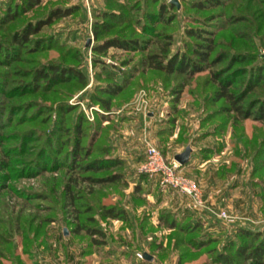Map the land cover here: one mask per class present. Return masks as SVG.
Segmentation results:
<instances>
[{
  "label": "rangeland",
  "instance_id": "374dc122",
  "mask_svg": "<svg viewBox=\"0 0 264 264\" xmlns=\"http://www.w3.org/2000/svg\"><path fill=\"white\" fill-rule=\"evenodd\" d=\"M7 1L0 0V7ZM104 1L85 0L83 12L43 30V35H61V41L65 43L62 51L55 47L25 55L29 60L14 66L33 68L51 61L78 65L87 77L86 86L70 83L51 93L40 91L33 96L13 99L0 94V107L25 106L29 101L55 107L56 103L65 101L77 107L75 113L81 111L87 122L94 126L98 118L109 119L110 122L98 126L102 135L97 144L112 147L110 155L118 156L124 164L93 176L121 173L122 180L114 184H92L84 182L83 176L72 174L78 177L76 185L72 184L77 198L75 205L70 207L63 191L69 177L64 168L41 171L33 176L19 175L7 181L0 192V264H214L211 258L220 249L225 236H230L237 226H264V123L238 120L234 114L223 112V101L212 103L208 100L206 97L215 85L205 82L207 74L196 75L192 80H185L183 76L169 78L148 71L140 62L144 54L115 49L108 50L98 59L119 73L130 74V86L121 96L112 99L108 112L98 104H92L90 95L94 87L106 79L95 65L93 58L97 56L90 47L116 35L145 38L139 27L131 22L129 26L125 22H115L98 41L94 40L93 15L106 8ZM171 1L159 0V3L168 5ZM195 1L203 0H176V5L173 4L176 10L167 12L173 15L170 23L164 27L154 25L155 31L172 34L174 48H182L187 27L208 25L219 43L217 51H223L227 56L214 69H230L228 74L238 75L231 89H242L254 68L262 65L264 69V0H221L220 6L203 11L191 8ZM50 3L69 5L78 2L50 0ZM118 3L123 4L125 0ZM33 15L31 12L26 18L31 19ZM15 26L0 28V41ZM155 47L153 40L151 49ZM11 67H1L0 72L16 77L13 71L20 68L14 70ZM234 71H238L237 74ZM16 79L21 80L20 77ZM180 81L184 84H181L179 100L174 103L173 91L179 89ZM261 83L247 101L264 100V84ZM59 89L61 93H57ZM141 91L149 106L137 112L132 107ZM4 112L1 119L6 122L7 111ZM26 112L23 115L29 116L33 110ZM17 117L5 124L10 127L3 130L4 133L19 136L35 129L40 139L42 132L39 134L38 131L48 133L57 114L51 112L41 122L32 118L24 123V119ZM74 117L75 114L69 116L68 123ZM145 140L158 149L167 165L177 163L175 154L182 153L186 147L191 148L187 166L183 169L177 163L178 171L198 185L201 202L164 187L158 176L140 171L145 160ZM87 141L88 138L84 143ZM18 143L19 140L14 139L2 142L0 159L4 158V149L18 148ZM42 146L43 139L29 142L20 159L31 162ZM190 160L192 165L188 166ZM102 204L124 207L127 219L99 215L98 206ZM88 206H92V213L87 212ZM221 210L232 221L218 217L216 214ZM188 212L199 218L203 230L186 226L190 219L185 215ZM175 216L176 225L169 227ZM92 226L104 233L103 237L94 240L102 239L104 243L94 244L87 230ZM204 231L208 235L203 239L215 240L208 239L211 236H218V239L208 241L205 247H193L191 244ZM144 253L152 259H145Z\"/></svg>",
  "mask_w": 264,
  "mask_h": 264
},
{
  "label": "trees",
  "instance_id": "16d2710c",
  "mask_svg": "<svg viewBox=\"0 0 264 264\" xmlns=\"http://www.w3.org/2000/svg\"><path fill=\"white\" fill-rule=\"evenodd\" d=\"M118 2L120 0H105L106 8L99 9L93 15L94 21L91 31L94 40L98 41L104 33L111 29L115 22H118L117 24L125 22V25L128 26L131 22L133 26L139 27L141 36L145 38L131 36V34L129 36L116 35L90 47L97 56L93 58V61L102 73L101 75L106 79L104 83H99L94 87L90 95L92 104H98L108 112L111 108L112 99L121 96L130 86L132 80L130 74L119 73L115 68L107 67L101 59H98V57L105 55L108 50L115 49L144 54L140 62L145 65L148 71L169 78L183 76L185 80H192L196 75L207 74L205 82L215 85L213 91L206 97L208 100L212 103L223 101L221 107L223 112L234 114L238 120L252 119L264 123V100L247 101L250 93L264 79L262 65L249 73V79L242 89L233 91L231 88L238 75L228 74L230 69L226 71L214 69L216 65L224 62L227 56L223 51H217L219 43L215 41L214 32L207 27L208 25L204 24L197 28L187 27L184 32L185 39L182 48H174L175 42L172 34L154 29V25L164 27L170 23L169 20L173 15H169L167 12L168 10H176L173 4L166 5L163 2L159 3V0H125L123 4ZM220 2L221 0L195 1L191 3V8L203 11L207 8L220 6ZM152 6L155 9H152ZM83 11L82 3L53 5L50 0H8L0 7V28H7L11 24L17 26L4 40L0 41V68L11 66L14 70L20 68L14 66L26 63L29 59L25 58V55L36 54L55 47L62 51L65 43L61 41V35H43V30L51 27L57 21ZM31 12L34 14L33 17L27 19L26 16ZM40 13L43 14L40 15ZM153 40H155L156 47L151 49ZM68 53L69 51L65 52L66 55ZM73 60L76 61V57H73ZM13 72L16 77H12L13 74L7 76V73L0 72V94H5L11 99L33 96L40 91L51 93L57 90V87L70 83L85 87L87 82L85 73L79 69L78 65H67L55 61L43 65L38 64L33 68L16 69ZM237 72L234 71L235 74ZM17 77H20L21 80L16 79ZM181 84L184 83L180 81L179 89L173 91V96H176L174 103L179 100V92L182 90L180 89ZM58 92L61 93L60 89ZM25 104V106L17 105L8 109H1L0 107V146L2 142H8L12 139L19 140L18 148L8 147L3 150L4 158L0 159V192L4 190L6 182L16 176H33L41 171H56L64 168L69 172V177L63 191L70 207V205L73 206L77 198L72 184L76 185L78 177H73L72 174L81 175L84 182L92 184H114L122 180L121 173H109L103 177L93 176L102 171L119 168L124 164V161L118 156L110 155L112 147L97 144V140L102 135L98 126L104 122H110L109 119L98 118V123L94 126L87 122L81 111L75 113L77 107H73L65 101L56 103L55 107L54 105H41L36 101H29ZM30 110L33 112L29 116L23 115L25 111L29 112ZM4 111H7L6 122L1 119V116H5ZM51 112H56L57 118L49 132L38 131L39 134L42 132L40 139H43L44 146L39 149L31 162H24L20 156L26 153L28 143L40 141V139L37 137L35 129L19 136L4 133L3 130L10 127L5 124L9 121L12 122L15 116H19L17 117L18 120L24 119V123L32 118L41 122ZM73 114L75 117L68 123L69 116ZM86 138L88 141L85 144ZM15 165L22 167L16 168ZM92 209V206H88L87 212L92 213ZM98 212L105 218L121 220H126L128 215L124 207L116 204H102L98 206ZM185 215L190 217L186 226L192 225L191 228L195 230L202 227L199 218H194L192 213L188 212ZM175 223L176 216L172 217L168 226L174 227ZM87 230L93 238L94 244L104 243L102 239L94 240L95 237H103L102 230L95 226ZM205 235L208 234L205 231L202 232L200 238L194 240L195 242L192 241L191 245L201 248L205 247L208 241L218 239V236L208 237V239L214 238L215 240L203 239ZM182 254L185 252L183 251ZM210 261L214 264H264V226L262 228L237 226L230 236H225L220 249L215 252Z\"/></svg>",
  "mask_w": 264,
  "mask_h": 264
},
{
  "label": "built area",
  "instance_id": "2783aa9c",
  "mask_svg": "<svg viewBox=\"0 0 264 264\" xmlns=\"http://www.w3.org/2000/svg\"><path fill=\"white\" fill-rule=\"evenodd\" d=\"M134 104L135 106L132 108L137 112H140L149 106V103L146 100V95L143 91L137 95ZM144 145L145 160L140 167V171L145 174L158 176L161 185L164 187L186 194L195 202H201L198 185L194 181L186 179L179 174V165L175 162L171 165H167L162 154L151 142L145 140ZM216 215L225 220L232 221L230 216L224 210L219 211Z\"/></svg>",
  "mask_w": 264,
  "mask_h": 264
},
{
  "label": "water",
  "instance_id": "95a60500",
  "mask_svg": "<svg viewBox=\"0 0 264 264\" xmlns=\"http://www.w3.org/2000/svg\"><path fill=\"white\" fill-rule=\"evenodd\" d=\"M172 4L176 5V0H172L171 1ZM89 43V41L87 42V44ZM191 155V148L190 147H186V149L180 153V154H177L175 157H174V160L180 165V166H184L188 160H189V157ZM67 232L65 231V234ZM143 257L147 260H151L152 259V256L147 254V253H144Z\"/></svg>",
  "mask_w": 264,
  "mask_h": 264
},
{
  "label": "crops",
  "instance_id": "0c3cea01",
  "mask_svg": "<svg viewBox=\"0 0 264 264\" xmlns=\"http://www.w3.org/2000/svg\"><path fill=\"white\" fill-rule=\"evenodd\" d=\"M84 1H85V0H79V1L77 0L78 3H84ZM97 1H98V0H97ZM174 156H176V154H175ZM185 165H186V164H185ZM185 165H184V166H185ZM191 165H192V162H191V160H190L188 166H191ZM184 166H183V169H184ZM186 166H187V165H186Z\"/></svg>",
  "mask_w": 264,
  "mask_h": 264
}]
</instances>
